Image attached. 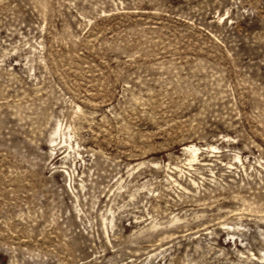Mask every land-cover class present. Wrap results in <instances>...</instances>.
<instances>
[{"label":"rangeland","instance_id":"rangeland-1","mask_svg":"<svg viewBox=\"0 0 264 264\" xmlns=\"http://www.w3.org/2000/svg\"><path fill=\"white\" fill-rule=\"evenodd\" d=\"M0 264H264V0H0Z\"/></svg>","mask_w":264,"mask_h":264},{"label":"bare ground","instance_id":"bare-ground-1","mask_svg":"<svg viewBox=\"0 0 264 264\" xmlns=\"http://www.w3.org/2000/svg\"><path fill=\"white\" fill-rule=\"evenodd\" d=\"M185 150H187L189 153H191L190 160H195L199 151V147H197L194 144L186 145Z\"/></svg>","mask_w":264,"mask_h":264}]
</instances>
